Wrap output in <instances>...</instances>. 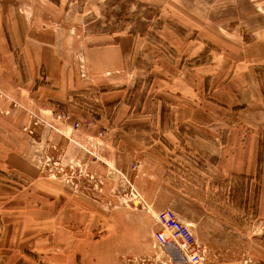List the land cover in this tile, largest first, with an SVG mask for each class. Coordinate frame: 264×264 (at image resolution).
I'll return each mask as SVG.
<instances>
[{
  "label": "rangeland",
  "instance_id": "374dc122",
  "mask_svg": "<svg viewBox=\"0 0 264 264\" xmlns=\"http://www.w3.org/2000/svg\"><path fill=\"white\" fill-rule=\"evenodd\" d=\"M85 1L0 0V264H95V254L104 256L98 264H193L157 242L162 210L190 224L201 264H264L261 126L253 183L211 167L219 144L204 121L181 142H157L170 186L157 178L147 185L157 171L139 161L158 139L146 114L162 112L164 127L181 131L187 125L172 126L173 112L227 116L229 124L247 112L253 129L256 108L235 107L232 88L249 69L264 90V0H133L150 9L136 15L129 6L128 17L120 8L128 0ZM139 22L149 24L148 45L134 47L125 38ZM113 29L123 30L95 38ZM117 94H127L134 116L109 126ZM101 208L116 214L96 215Z\"/></svg>",
  "mask_w": 264,
  "mask_h": 264
},
{
  "label": "crops",
  "instance_id": "0c3cea01",
  "mask_svg": "<svg viewBox=\"0 0 264 264\" xmlns=\"http://www.w3.org/2000/svg\"><path fill=\"white\" fill-rule=\"evenodd\" d=\"M109 0H86L84 2V6L96 4L97 7L101 5H105V3ZM108 3V2H107ZM59 4H62V1L59 2ZM123 29H113L110 30V32H107L106 34H95V38H102L105 35H116L117 33L121 32ZM161 33L160 35L167 34L163 28L160 30ZM129 35H126L127 41L133 45L134 47L141 44L142 41L143 44L148 45V41L146 40V37H142L139 35H134L131 32L128 33ZM161 37V36H160ZM162 38V37H161ZM256 43V40L253 42L249 43V45L254 46ZM146 45V46H147ZM250 46V47H251ZM125 52V49H124ZM146 54V53H145ZM91 56L93 57L92 62H95V46L91 48ZM126 58L129 55H126ZM131 57H133V52H131ZM140 57L142 58L141 54ZM128 59V58H127ZM126 62V61H125ZM95 66V64H93ZM192 66V65H191ZM201 67V66H200ZM209 67H211V64L208 65H203L201 69L204 71L207 70ZM191 68L194 69L193 72H188L189 75H192L193 78L191 79L192 81L189 84V86L195 87V82H196V66H192ZM197 71H199L197 69ZM206 78V77H205ZM243 81V82H242ZM241 83L242 86L241 88L235 89L232 88L231 86V81L225 84V88L229 87V89L232 88V93L235 96L236 99V104L235 107H242L245 110L250 109L251 107L256 108V113L260 116V118H252V125L253 129H249L245 127L244 121L246 122V117H249L247 115V112L244 113H238L235 116V121L236 123L229 124L227 116L222 115H215L212 113L205 112L204 114H192V113H180L178 114L179 116L177 117L175 113L170 114V120H171V125L175 126L176 122L180 121L181 125L186 124L189 127H185L184 130H175L174 127L168 128L164 127L167 125L165 123L168 118L164 116L162 112H156L155 114H146V120L147 125L152 127L154 126V129L150 128V131H155L157 141L154 144H149L145 143V150L144 153H149V155L143 154L141 158L139 159L140 161V166L142 168H145L147 166H154L155 170L157 171L156 176H146L145 177V182L147 185L153 184L157 181H159L161 184H163V187L165 188L166 186H170L171 181V169L170 166L168 165V162L163 161L162 158L164 154V150L157 144L158 141H168L171 144L173 142H181L183 133L186 135H192V131L190 130L191 126L194 127L197 120L198 121H204L203 128L205 132H209L210 136L214 139L213 141L215 143H218L217 147V157L214 158L215 160H211V167L218 169L221 174L225 173L226 176L228 177V174H234L238 176L245 177L247 179H251L252 183L254 179L257 178L258 176V171H259V153H260V134L256 135V129L262 127V135H264V90L262 87V84L260 83L259 80H257L255 77H252V71L248 69L247 73L241 77ZM207 84H209L208 80L205 82L203 81L204 89L203 92L206 93L207 90ZM131 87L127 88H122V89H127V92L129 91ZM209 89V88H208ZM211 90V89H210ZM209 90V91H210ZM209 94V92H208ZM116 99L119 100H112L109 102V104H116L117 109L114 110V112H110V115L107 116V120L109 122V126L111 125H122L126 124L127 121L131 119L133 113H131L129 103L127 100V94L125 96V99H123V94H117ZM127 108L125 112V108ZM188 115V116H185ZM262 117V118H261ZM117 123V124H116ZM193 123V124H192ZM148 125V127H149ZM214 126V127H213ZM216 127L218 129H216ZM216 129V130H215ZM149 131V129H146ZM122 131V130H121ZM129 131V130H128ZM195 131V130H194ZM125 135L129 134V132L132 131H122ZM145 132V131H144ZM141 135V132H139ZM259 133V132H258ZM206 135V134H205ZM194 137H197V134L193 135ZM193 136L191 138H193ZM225 138V139H224ZM248 138H251L250 145H247ZM204 141V139H203ZM206 141V140H205ZM209 142V141H207ZM121 140H118V143L114 144L117 149L120 147ZM211 143V142H210ZM240 143V150H238V146ZM235 144V145H234ZM238 144V146H237ZM216 146V145H215ZM237 148V149H236ZM116 149V148H114ZM236 149V151L234 150ZM241 151L240 153L238 151ZM139 151V150H138ZM154 151V153H153ZM230 163V164H229ZM208 169V163H203ZM210 167V166H209ZM263 168H264V161H263ZM231 170V171H229ZM170 173V175H169ZM143 176L145 175L142 173ZM159 179V180H158ZM227 178H224L226 180ZM95 202H99L95 200ZM164 211V210H162ZM119 213V211H118ZM95 214L100 215V216H115L116 210L114 209H109V208H101V209H95ZM106 234L103 233L102 238ZM95 243H99L98 241H95ZM106 254V253H105ZM104 256H101V254H95V264H98L101 259H103ZM77 263V262H76Z\"/></svg>",
  "mask_w": 264,
  "mask_h": 264
},
{
  "label": "built area",
  "instance_id": "2783aa9c",
  "mask_svg": "<svg viewBox=\"0 0 264 264\" xmlns=\"http://www.w3.org/2000/svg\"><path fill=\"white\" fill-rule=\"evenodd\" d=\"M160 230L156 240L161 246L174 245L193 264H201L202 257L195 248V239L190 224L178 218L171 210H164L157 216Z\"/></svg>",
  "mask_w": 264,
  "mask_h": 264
},
{
  "label": "trees",
  "instance_id": "16d2710c",
  "mask_svg": "<svg viewBox=\"0 0 264 264\" xmlns=\"http://www.w3.org/2000/svg\"><path fill=\"white\" fill-rule=\"evenodd\" d=\"M122 1H124V0H122ZM108 3H109V6L110 7H114L119 2L117 0H109ZM126 4H127V7L125 5L124 6L123 5H120L121 14H123L122 17L123 16H125V17L127 16L128 17L127 11H128V7L129 6L130 7L136 6V8H137V11L135 13L136 15L137 14H141V11L142 10H149L150 9L149 7H147V6H145V5L141 4V3H138V2H134L133 0L126 1ZM122 17L120 19L121 23L122 22L124 23V22H128L129 21V20L123 19ZM157 17L159 19V14L158 13H157ZM158 21H159L158 22L159 26H163V23L160 20H158ZM139 28H140L139 30H135V32L133 31L131 33L134 34V35H139V36H142V37H147L148 34H149V24L148 23L139 22ZM261 162H262V152L260 150V153H259V168L261 166Z\"/></svg>",
  "mask_w": 264,
  "mask_h": 264
}]
</instances>
